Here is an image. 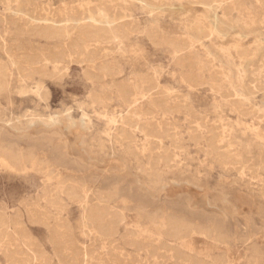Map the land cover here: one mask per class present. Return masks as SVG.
<instances>
[{
  "label": "rangeland",
  "instance_id": "rangeland-1",
  "mask_svg": "<svg viewBox=\"0 0 264 264\" xmlns=\"http://www.w3.org/2000/svg\"><path fill=\"white\" fill-rule=\"evenodd\" d=\"M117 182L103 234L86 208ZM0 264H264V0H0Z\"/></svg>",
  "mask_w": 264,
  "mask_h": 264
},
{
  "label": "bare ground",
  "instance_id": "bare-ground-1",
  "mask_svg": "<svg viewBox=\"0 0 264 264\" xmlns=\"http://www.w3.org/2000/svg\"><path fill=\"white\" fill-rule=\"evenodd\" d=\"M4 4V3H3ZM195 4V3H194ZM202 4L204 6V8L210 13V16H209V19H210V22L212 23V25L218 29V27L220 26L221 24V19H220V16H219V9L221 8V3H219L218 1H216L215 4H211V3H206V2H203L202 1ZM172 5H176L175 2H171L170 4H168V7L169 6H172ZM252 5V4H251ZM167 6V5H166ZM202 6V5H201ZM202 6V7H203ZM75 7V6H74ZM159 7V6H158ZM165 7V6H163ZM160 8V7H159ZM63 9V8H62ZM74 10V9H73ZM77 11V10H76ZM66 14V13H65ZM78 14V13H76ZM86 15V14H85ZM81 18V17H80ZM121 18V17H120ZM119 17L118 18H112V17H105V18H100L98 16H95L94 15H91L87 18V27L92 29L93 34L97 33V32H102L103 34L102 35H106V37H110L108 36V34L114 32V33H117L119 34V31H117V29H115V32L114 31V28H116L114 26L115 24V21H117L118 19H120ZM32 19V18H31ZM36 20V19H35ZM4 21V20H3ZM38 21V20H37ZM75 22L77 21L76 19L74 20ZM131 22V21H130ZM10 23V22H9ZM238 23V22H237ZM124 24V23H123ZM60 25V23H59ZM123 26V25H122ZM129 26V25H128ZM84 27V26H83ZM119 27V26H118ZM60 28V27H58ZM62 28H64L62 26ZM67 28V26H66ZM76 28V27H75ZM121 28V27H119ZM124 27H122L123 29ZM226 28V26H225ZM232 28V27H231ZM65 29V28H64ZM89 29V30H90ZM199 29V32L203 31L204 30V27L203 26H200L199 28H197V30ZM227 29H230V28H227ZM36 30V29H35ZM61 30V28H60ZM84 30V29H83ZM124 30V29H123ZM127 30V29H126ZM64 31V30H62ZM92 31H91V36H92ZM219 31V30H218ZM217 31V32H218ZM229 31V30H228ZM260 31V30H259ZM125 32V31H124ZM132 32V31H131ZM220 32V31H219ZM44 33V32H43ZM64 33V32H63ZM128 33V32H127ZM61 34V33H59ZM121 34V32H120ZM119 34V35H120ZM125 34V33H124ZM220 34V33H219ZM225 34V33H224ZM227 34V32H226ZM31 35V34H30ZM46 35V33H45ZM89 35V34H88ZM96 35V34H95ZM114 35V34H112ZM150 35V34H149ZM221 35V34H220ZM223 35V34H222ZM246 35V33H245ZM262 35V33L260 34ZM101 36V35H99ZM124 36V35H123ZM126 38H127V35H125ZM124 36V38H125ZM93 37V36H92ZM95 37V36H94ZM93 37V38H94ZM118 37V36H117ZM122 37V36H120ZM209 37V36H208ZM89 38V37H88ZM102 38V37H100ZM111 40H112V37H110ZM123 38V39H124ZM149 38V37H148ZM99 38H96V40H98ZM102 39H105V36L104 38ZM101 39V40H102ZM114 39V38H113ZM100 40V39H99ZM100 40V41H101ZM109 40V39H108ZM258 40V39H257ZM106 42V41H105ZM111 42V41H110ZM111 48V47H110ZM54 49V48H53ZM98 51V50H97ZM96 53V52H95ZM115 54V53H114ZM119 54V53H118ZM111 56V55H110ZM101 58V57H100ZM117 59V58H116ZM104 63V62H103ZM250 63V62H249ZM100 65V64H99ZM98 65V66H99ZM247 65V64H246ZM103 66V65H102ZM100 67V66H99ZM185 67V66H184ZM206 67V65H205ZM102 68V67H101ZM112 69V68H111ZM101 70V69H100ZM99 72V71H98ZM202 75V74H201ZM186 76V75H185ZM198 76V75H197ZM194 77V76H193ZM195 78V77H194ZM203 78V77H202ZM189 81V80H188ZM194 81V80H193ZM211 81V80H210ZM215 81V80H214ZM196 82V81H195ZM202 82V81H201ZM213 82V80H212ZM191 83V82H190ZM197 83V82H196ZM190 85V84H188ZM198 85V84H197ZM200 86V85H199ZM161 87V86H160ZM192 87V86H191ZM246 88V87H245ZM258 88V87H257ZM156 89V88H155ZM153 90V89H152ZM227 90V89H226ZM148 94V93H147ZM256 95V94H255ZM230 97V95H229ZM233 97V95H232ZM236 102V101H234ZM179 103V102H178ZM233 103V102H232ZM236 104V103H235ZM180 105V104H179ZM182 106V105H180ZM179 106V108H180ZM168 107V106H167ZM175 107V106H174ZM184 108V107H183ZM179 110V109H178ZM180 111V110H179ZM240 112V111H239ZM242 112V111H241ZM247 112V111H245ZM197 119V118H196ZM208 127V126H207ZM46 133V132H45ZM216 133V132H215ZM45 135V134H44ZM211 135V134H210ZM47 138V136L45 137ZM198 139V138H197ZM207 141V140H206ZM66 145V144H65ZM32 154V153H31ZM33 155V154H32ZM32 155L30 154H25V155H22L20 153H18L17 151H11L8 156H7V161L10 165L11 168H14V169H18L19 166L25 162V161H29V158L32 157ZM219 155V154H218ZM66 153L63 152L62 154V158H61V161L66 163ZM225 157V155H223ZM34 157V156H33ZM135 158V157H134ZM229 159V158H228ZM33 160V159H32ZM81 161V164L78 165V167L81 169H85V165L84 163ZM165 161V160H164ZM40 162V160H39ZM43 163V162H41ZM40 163V164H41ZM165 163V162H164ZM39 164V163H38ZM39 164V165H40ZM44 165H47L46 163L43 164ZM42 166V165H41ZM46 167V166H44ZM43 168V167H41ZM141 170V169H140ZM137 171H138V168H137ZM142 171V170H141ZM139 172V171H138ZM144 174V173H143ZM146 175V173H145ZM75 184V181H71L68 186V192L70 194H81L82 196L85 197V194L80 193L81 190L78 189L79 188V185H78V182H76V186L74 185ZM131 191H132V188L130 186H126L124 188V185L123 183H105V187L104 189L100 190L98 193H97V198L99 199V203L97 204H93V205H90V206H87L86 208V212H87V221H89L90 223H93L97 230L102 232L103 234H107L109 231H110V228H114V225L117 224L119 218H120V214L118 213L119 211H112L110 210L108 207H107V204L109 203V201L111 200H114L116 201V208H123L125 205L123 203V201H121L122 199V196L126 193L128 195H131ZM178 205H180L181 208H184V209H187L189 207V203L187 201H178ZM135 203L136 205L139 207V208H143L144 207V202L140 201V200H135ZM156 202H154L152 205H155ZM149 217L150 218H153V219H157V214H156V211L154 210L153 212L149 213ZM165 226L168 230V234L169 236H172V237H176V236H179L182 231H184V233H190L192 231L194 232H201V233H206V232H209V228L210 226L208 225H205V224H201V225H198V226H193V223H191L190 221L188 220H185V219H182V218H178L176 217L175 215H166L165 217ZM135 242V241H134ZM136 245V244H135ZM134 245V246H135ZM121 250V249H120Z\"/></svg>",
  "mask_w": 264,
  "mask_h": 264
}]
</instances>
